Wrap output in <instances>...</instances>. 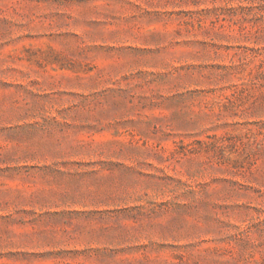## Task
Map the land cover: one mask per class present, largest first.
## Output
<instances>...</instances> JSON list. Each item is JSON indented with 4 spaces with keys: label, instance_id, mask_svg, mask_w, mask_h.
Segmentation results:
<instances>
[{
    "label": "rangeland",
    "instance_id": "1",
    "mask_svg": "<svg viewBox=\"0 0 264 264\" xmlns=\"http://www.w3.org/2000/svg\"><path fill=\"white\" fill-rule=\"evenodd\" d=\"M0 264H264V0H0Z\"/></svg>",
    "mask_w": 264,
    "mask_h": 264
}]
</instances>
